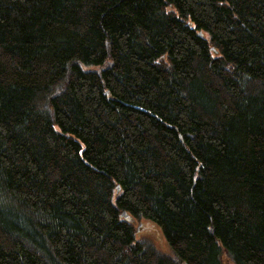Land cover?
I'll list each match as a JSON object with an SVG mask.
<instances>
[{"label":"trees","instance_id":"trees-1","mask_svg":"<svg viewBox=\"0 0 264 264\" xmlns=\"http://www.w3.org/2000/svg\"><path fill=\"white\" fill-rule=\"evenodd\" d=\"M225 259L264 264V0H0V264Z\"/></svg>","mask_w":264,"mask_h":264},{"label":"rangeland","instance_id":"rangeland-1","mask_svg":"<svg viewBox=\"0 0 264 264\" xmlns=\"http://www.w3.org/2000/svg\"><path fill=\"white\" fill-rule=\"evenodd\" d=\"M54 127L57 128L56 125H54ZM137 227L139 229V235H137L138 239H140L142 236L143 239L147 238L150 242L155 244L158 248L164 249V250L168 249L166 243L163 242L161 238L159 230L153 224H149V225L139 224ZM225 260L227 261V264H230L227 259Z\"/></svg>","mask_w":264,"mask_h":264},{"label":"water","instance_id":"water-1","mask_svg":"<svg viewBox=\"0 0 264 264\" xmlns=\"http://www.w3.org/2000/svg\"><path fill=\"white\" fill-rule=\"evenodd\" d=\"M125 218H127V216H125Z\"/></svg>","mask_w":264,"mask_h":264}]
</instances>
